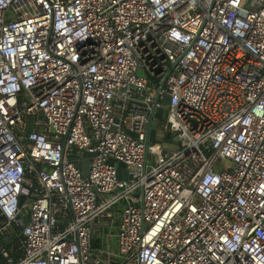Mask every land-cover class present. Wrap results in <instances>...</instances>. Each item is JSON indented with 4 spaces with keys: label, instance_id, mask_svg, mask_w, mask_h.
<instances>
[{
    "label": "built area",
    "instance_id": "2783aa9c",
    "mask_svg": "<svg viewBox=\"0 0 264 264\" xmlns=\"http://www.w3.org/2000/svg\"><path fill=\"white\" fill-rule=\"evenodd\" d=\"M0 264H264V0H0Z\"/></svg>",
    "mask_w": 264,
    "mask_h": 264
},
{
    "label": "water",
    "instance_id": "95a60500",
    "mask_svg": "<svg viewBox=\"0 0 264 264\" xmlns=\"http://www.w3.org/2000/svg\"><path fill=\"white\" fill-rule=\"evenodd\" d=\"M161 100H162V104L155 111H153L152 113H150V116H149V119H148V122H147V131H146V139H145V150H144V153L146 151V143L148 141H150V140L153 139V136H154V133H155V128H156V122H157V119L162 116V111L164 109L165 102L167 101V95L164 94L162 96V99ZM30 119H31V117H28L27 124H26V129L29 128ZM88 154H89L88 151H83V155H88ZM116 163H117V175H119L118 168H119V166H122L123 165V162L117 161ZM80 169H81V172L83 174L86 173V158H84V159L81 160V162H80Z\"/></svg>",
    "mask_w": 264,
    "mask_h": 264
},
{
    "label": "rangeland",
    "instance_id": "374dc122",
    "mask_svg": "<svg viewBox=\"0 0 264 264\" xmlns=\"http://www.w3.org/2000/svg\"><path fill=\"white\" fill-rule=\"evenodd\" d=\"M156 132H159L158 129H156ZM158 135V139L159 141H157L159 144H166V145H173L176 143V140L174 139V135L173 134H164L162 132H160V134H157ZM160 135V136H159ZM112 247H113V244L111 243Z\"/></svg>",
    "mask_w": 264,
    "mask_h": 264
},
{
    "label": "crops",
    "instance_id": "0c3cea01",
    "mask_svg": "<svg viewBox=\"0 0 264 264\" xmlns=\"http://www.w3.org/2000/svg\"><path fill=\"white\" fill-rule=\"evenodd\" d=\"M166 145V144H165Z\"/></svg>",
    "mask_w": 264,
    "mask_h": 264
}]
</instances>
